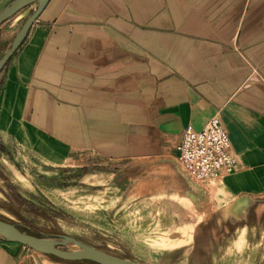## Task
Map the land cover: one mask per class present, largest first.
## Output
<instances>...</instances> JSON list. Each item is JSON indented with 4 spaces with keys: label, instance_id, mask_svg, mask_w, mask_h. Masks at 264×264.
I'll list each match as a JSON object with an SVG mask.
<instances>
[{
    "label": "crops",
    "instance_id": "0c3cea01",
    "mask_svg": "<svg viewBox=\"0 0 264 264\" xmlns=\"http://www.w3.org/2000/svg\"><path fill=\"white\" fill-rule=\"evenodd\" d=\"M22 15L0 24V58ZM213 115L240 160L227 198L264 215V0H48L0 70V132L53 162L173 163ZM22 247L0 235V264H26Z\"/></svg>",
    "mask_w": 264,
    "mask_h": 264
},
{
    "label": "rangeland",
    "instance_id": "374dc122",
    "mask_svg": "<svg viewBox=\"0 0 264 264\" xmlns=\"http://www.w3.org/2000/svg\"><path fill=\"white\" fill-rule=\"evenodd\" d=\"M36 5L31 0L7 18L24 13L20 26ZM172 159L112 160L83 152L53 162L0 132V218L62 249L80 248L79 241L143 264H264L263 213L232 216L218 180L189 178L186 192L173 191L183 181ZM17 244L26 264H98Z\"/></svg>",
    "mask_w": 264,
    "mask_h": 264
},
{
    "label": "built area",
    "instance_id": "2783aa9c",
    "mask_svg": "<svg viewBox=\"0 0 264 264\" xmlns=\"http://www.w3.org/2000/svg\"><path fill=\"white\" fill-rule=\"evenodd\" d=\"M175 149L178 166L194 181H221L240 165L219 115L211 116L200 130L184 128Z\"/></svg>",
    "mask_w": 264,
    "mask_h": 264
},
{
    "label": "water",
    "instance_id": "95a60500",
    "mask_svg": "<svg viewBox=\"0 0 264 264\" xmlns=\"http://www.w3.org/2000/svg\"><path fill=\"white\" fill-rule=\"evenodd\" d=\"M29 0H11L0 11V24L7 19V17L19 6L23 5ZM48 0H37L36 9L25 19L22 26L15 35L11 47L0 58V70L6 64L9 57L18 49L26 34L37 18L41 10L45 7ZM244 207L237 209L239 205ZM249 205V200L243 197L229 203L226 207L228 212L234 217H244L246 215V208ZM0 235L4 238L28 246L29 248L39 251L41 253L52 255L59 259L68 261H92L98 264H143L135 262L130 259L122 258L102 250L88 247L86 244L77 241L80 248L77 249H62L53 244L48 238L35 236L25 233L17 228V226L3 218H0Z\"/></svg>",
    "mask_w": 264,
    "mask_h": 264
},
{
    "label": "bare ground",
    "instance_id": "6f19581e",
    "mask_svg": "<svg viewBox=\"0 0 264 264\" xmlns=\"http://www.w3.org/2000/svg\"><path fill=\"white\" fill-rule=\"evenodd\" d=\"M53 244H55L56 245V242L55 241H53L52 239H49ZM76 248V247H75Z\"/></svg>",
    "mask_w": 264,
    "mask_h": 264
}]
</instances>
